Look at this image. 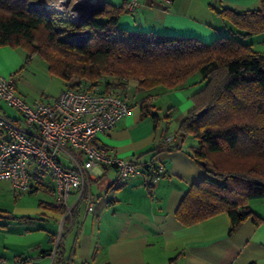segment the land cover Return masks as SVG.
Listing matches in <instances>:
<instances>
[{
	"label": "crops",
	"instance_id": "0c3cea01",
	"mask_svg": "<svg viewBox=\"0 0 264 264\" xmlns=\"http://www.w3.org/2000/svg\"><path fill=\"white\" fill-rule=\"evenodd\" d=\"M105 1L126 5L119 21L123 28L194 36L208 43L234 29L219 10L259 6V0H136V8L130 11V0ZM243 41L253 46L264 44V33ZM28 55L21 46H0V76L11 78L17 92L32 105L52 101L66 87L65 82L47 72L39 75L24 68ZM204 83L200 73L173 89L142 91L135 81H129L122 96L130 112L111 130L99 134L96 143L108 147L112 155L137 156L147 173L115 187L116 167L106 163L96 166L89 181L96 199L94 210L88 211L86 202L81 201L71 227L56 205L54 178L32 168L30 189L15 197L14 211L20 214L9 216L11 211L0 207V212L7 213L0 224V256L7 264H264V200L251 202L254 214L234 234H230V218L224 212L192 225L182 224L176 216L189 188L204 180L208 172L191 156L197 140L171 130L173 113L180 111V124L193 106L192 95ZM146 95L156 109L144 115L140 101ZM161 95L168 106L157 104ZM4 104L0 102V112L19 120L20 115ZM154 111L160 117L169 115L170 126L167 118L156 126ZM154 148L158 149L151 151ZM159 167L163 168L160 179L149 183L150 173ZM0 182L10 188L9 181ZM76 199L77 194L72 193L69 203ZM62 224L66 230L56 256Z\"/></svg>",
	"mask_w": 264,
	"mask_h": 264
},
{
	"label": "trees",
	"instance_id": "16d2710c",
	"mask_svg": "<svg viewBox=\"0 0 264 264\" xmlns=\"http://www.w3.org/2000/svg\"><path fill=\"white\" fill-rule=\"evenodd\" d=\"M31 1L0 0V46L25 48L26 62L38 55L66 87L100 84L104 91L120 89L123 95L129 81L150 91L177 88L194 73L202 75L204 87L192 95L193 106L177 132L197 140L191 156L205 162L208 176L189 188L176 216L192 225L224 212L234 234L254 214L251 202L264 200V52L243 41L264 33V0L256 8L219 10L234 31L209 43L123 28L119 21L126 5L106 3L79 24L58 12L31 9ZM80 33L87 37L77 40ZM140 102L144 115L156 109L149 95ZM153 113L156 126L167 118L168 127L169 115ZM58 207L64 212L63 205Z\"/></svg>",
	"mask_w": 264,
	"mask_h": 264
},
{
	"label": "built area",
	"instance_id": "2783aa9c",
	"mask_svg": "<svg viewBox=\"0 0 264 264\" xmlns=\"http://www.w3.org/2000/svg\"><path fill=\"white\" fill-rule=\"evenodd\" d=\"M85 1L71 0L66 6L64 0H34L29 7L45 14L58 12L81 23L86 11L72 7ZM136 6V0L127 3L130 11ZM0 102L15 108L20 115L17 120L0 112V180L9 181L14 195L20 197L31 187L32 168L48 172L56 183V205L64 206L70 227L75 222V207L81 201L86 202L88 211L94 210L96 199L89 181L96 166L106 163L116 167L115 187L132 176L147 173L137 156L112 155L108 147L96 143L99 134L111 130L130 112L120 89L104 91L100 84L81 89L65 87L52 101L32 105L17 92L11 78L0 76ZM162 172V167L157 168L149 176V183H156ZM72 193L77 194L74 204L69 203ZM65 230L62 224L55 255ZM0 264H7L4 256H0Z\"/></svg>",
	"mask_w": 264,
	"mask_h": 264
},
{
	"label": "rangeland",
	"instance_id": "374dc122",
	"mask_svg": "<svg viewBox=\"0 0 264 264\" xmlns=\"http://www.w3.org/2000/svg\"><path fill=\"white\" fill-rule=\"evenodd\" d=\"M30 3H29V5H30ZM51 13H54V12H51ZM62 15H64V14H62ZM254 47H255V49H257L259 51H264V44H259V45L258 44H255ZM26 64H27L26 66H28V67L25 66L24 68L30 69L32 71V73L33 72H38L39 75H45L46 72H47L52 77V75L49 73L48 64L46 63L45 60H43L42 58H40L38 55L32 56L30 58V60ZM196 74H197V72L194 73L190 78H192ZM54 77H56V79L57 78L58 79H61L58 76H54ZM38 79H41V77H39ZM39 82L42 83L43 81H39ZM157 104H159L160 106H168L167 103L165 102V96L161 95V99L157 102ZM4 106L6 108H8L7 110H11L12 112H15L16 111V113L19 114V112L15 108H13L11 106H8L6 104H4ZM164 110L168 112L167 107H165ZM179 114H180V111H175L173 113V115H174L173 118L174 119L172 120V124H171V128H172L171 130H173V131H177L178 130L179 121H180V119H179L180 117H178ZM170 123H169L168 127L170 126ZM41 172L44 175L48 173V172H46L45 170H42V169H41ZM46 176H48V174ZM27 195H33V193L27 194ZM15 197L16 196L14 195V193L12 192V190L9 188L8 184L6 182H0V207L1 208H8L11 211V214H8L9 216H17V214H20V213H16L14 211L15 210V204L17 202L16 199H15ZM4 215L6 216L7 213L0 212V224H2V222H4V220H5L4 219ZM18 216H20V215H18Z\"/></svg>",
	"mask_w": 264,
	"mask_h": 264
},
{
	"label": "water",
	"instance_id": "95a60500",
	"mask_svg": "<svg viewBox=\"0 0 264 264\" xmlns=\"http://www.w3.org/2000/svg\"><path fill=\"white\" fill-rule=\"evenodd\" d=\"M71 0H64V3L66 6L70 5ZM106 1H99V0H87L85 2H82V4H77L72 7V9H80L86 11V17L85 20L94 17L97 13L102 11L105 7ZM82 23V22H81ZM79 23V24H81ZM87 37L86 33H80L77 35V40H83ZM207 109H203L198 114L199 116L203 115L206 112ZM203 165H205V162H203Z\"/></svg>",
	"mask_w": 264,
	"mask_h": 264
}]
</instances>
